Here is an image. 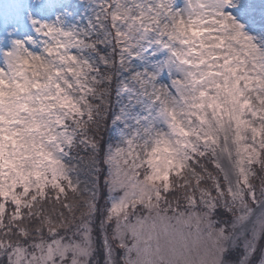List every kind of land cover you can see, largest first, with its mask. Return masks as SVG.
Wrapping results in <instances>:
<instances>
[{
	"label": "snow or ice",
	"instance_id": "1",
	"mask_svg": "<svg viewBox=\"0 0 264 264\" xmlns=\"http://www.w3.org/2000/svg\"><path fill=\"white\" fill-rule=\"evenodd\" d=\"M0 264H264V0H0Z\"/></svg>",
	"mask_w": 264,
	"mask_h": 264
}]
</instances>
